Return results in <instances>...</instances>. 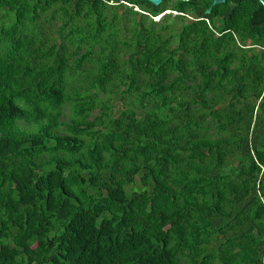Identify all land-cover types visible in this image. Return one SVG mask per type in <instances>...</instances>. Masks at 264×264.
I'll list each match as a JSON object with an SVG mask.
<instances>
[{"label":"trees","instance_id":"trees-1","mask_svg":"<svg viewBox=\"0 0 264 264\" xmlns=\"http://www.w3.org/2000/svg\"><path fill=\"white\" fill-rule=\"evenodd\" d=\"M125 1L0 0V264H264V7Z\"/></svg>","mask_w":264,"mask_h":264},{"label":"water","instance_id":"water-1","mask_svg":"<svg viewBox=\"0 0 264 264\" xmlns=\"http://www.w3.org/2000/svg\"><path fill=\"white\" fill-rule=\"evenodd\" d=\"M129 1H135V0H129ZM139 1H146L154 6H158L162 2V0H139ZM179 1L187 2L189 0H179ZM224 2L225 0H212L211 6L205 11V14H209L213 6L223 4ZM259 2L264 7V0H259Z\"/></svg>","mask_w":264,"mask_h":264},{"label":"built area","instance_id":"built-area-1","mask_svg":"<svg viewBox=\"0 0 264 264\" xmlns=\"http://www.w3.org/2000/svg\"><path fill=\"white\" fill-rule=\"evenodd\" d=\"M120 4H124V5H127L128 7H130L131 5L127 4L124 0H118ZM110 4H113L112 2H110ZM133 10L136 11L137 8L136 7H133Z\"/></svg>","mask_w":264,"mask_h":264},{"label":"clouds","instance_id":"clouds-1","mask_svg":"<svg viewBox=\"0 0 264 264\" xmlns=\"http://www.w3.org/2000/svg\"><path fill=\"white\" fill-rule=\"evenodd\" d=\"M125 1V0H124ZM126 2V1H125ZM127 3V2H126ZM109 4H110V2H109ZM120 4V3H119ZM128 4V3H127ZM111 5H113V4H111ZM129 5H131V4H129ZM127 6V5H126ZM128 7V6H127ZM133 7H136V6H133V5H131L129 8H131L132 10H133ZM137 8V7H136ZM134 11V10H133ZM135 12H139V10H138V8H137V10L135 11Z\"/></svg>","mask_w":264,"mask_h":264},{"label":"rangeland","instance_id":"rangeland-1","mask_svg":"<svg viewBox=\"0 0 264 264\" xmlns=\"http://www.w3.org/2000/svg\"><path fill=\"white\" fill-rule=\"evenodd\" d=\"M19 124H21L23 127H26V128H28V129H32L31 126L25 125V124H23V123H19Z\"/></svg>","mask_w":264,"mask_h":264}]
</instances>
